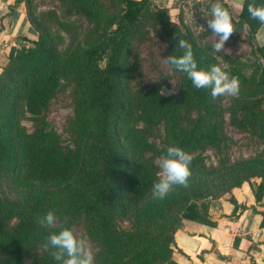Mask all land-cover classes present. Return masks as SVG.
<instances>
[{
    "label": "trees",
    "instance_id": "trees-1",
    "mask_svg": "<svg viewBox=\"0 0 264 264\" xmlns=\"http://www.w3.org/2000/svg\"><path fill=\"white\" fill-rule=\"evenodd\" d=\"M70 15L88 19L99 15V0H66ZM152 0H120L121 12L115 28L101 43L77 56L61 55L48 32L33 18L31 0L27 19L37 38L21 37L0 73V223L19 220L13 232L0 238L4 256L0 264H25L23 246L33 239L48 238L62 228H47L38 220L47 212L81 218L85 216L90 237L98 251L97 264H173L175 234L184 220L216 225L210 220V203L226 197L234 205L232 216L246 207L237 203L232 191L248 183L256 202L264 197V161L245 162L214 174L198 152L219 150L227 140L225 113L208 89H196L182 75L180 92L160 95L154 87L135 93L131 81V44L150 18L160 25L167 57L181 55L179 38L193 48L198 67L220 65L215 54L199 46L169 16L170 8L154 7ZM156 4V3H155ZM247 3L240 20L253 27ZM20 41L30 45H20ZM259 64L253 72L255 94L243 97L232 109L233 124L264 139V46L255 48ZM263 60V61H262ZM222 67V66H221ZM223 68V67H222ZM240 83L248 82L235 66L224 68ZM75 78L74 147L66 149L47 127L49 105L62 79ZM201 108L191 119L192 128L181 132L182 107ZM29 115V116H27ZM24 119L35 130L21 126ZM163 128L161 147L151 141L153 130ZM177 146L191 154L192 175L188 187L174 186L163 199H154L158 181L155 160L167 148ZM253 180L257 184H253ZM261 227H264L262 212ZM40 264H59L52 255Z\"/></svg>",
    "mask_w": 264,
    "mask_h": 264
},
{
    "label": "rangeland",
    "instance_id": "rangeland-1",
    "mask_svg": "<svg viewBox=\"0 0 264 264\" xmlns=\"http://www.w3.org/2000/svg\"><path fill=\"white\" fill-rule=\"evenodd\" d=\"M101 8L96 18L88 19L84 16L70 15L68 13V2L66 0H31V12L33 18L48 32L56 44L61 55L70 57L77 56L101 43L115 28V17L123 9L120 0H99ZM215 0H174L169 4V16L175 24H181L184 32L191 33L201 48L211 54H215L220 65L225 68L235 66L241 70L248 82L240 83L238 96H222L217 98V104L225 113V133L227 140L221 144L219 150L208 147L196 155L201 156L206 166V171L211 174L224 172L227 168L245 163L264 161V139L254 134L251 130H242L231 121L230 113L237 102L243 97H249L257 92L253 72L260 63L255 53L254 45L248 39L247 34L241 30L240 23L233 21L236 32H234L225 44L229 51L214 52L212 45L215 37L207 28V19L210 17V6ZM158 7L151 1L150 10ZM203 26L204 29L201 27ZM155 34V35H154ZM37 35L29 38L35 40ZM20 45H30L28 42L20 41ZM167 41L160 25L153 19H148L144 29L131 44L129 62L134 72L131 81L132 90L135 93L145 94L150 89L158 87L164 90V96H176L182 87V75L176 73L170 65L164 63ZM167 74V75H166ZM174 83H173V82ZM75 78L70 76L62 79L58 86V92L51 101L47 115V127L55 133L66 149L74 147L75 132ZM264 98V94L260 95ZM264 111V102L260 107ZM203 113L201 108L182 107L181 132L187 133L192 128L191 119H196L198 114ZM29 116V115H27ZM21 126L31 133L35 126L29 119H24ZM164 130L159 128L153 130L151 141L161 147L159 137H163ZM155 160L157 174L160 168ZM246 186L248 183H244ZM243 184V185H244ZM253 184H257L253 180ZM250 186V185H249ZM238 188L234 189L237 190ZM233 190V191H234ZM232 191V193H233ZM264 206V204H263ZM55 225L47 228H58L64 223H71L72 230L78 237L87 240L93 255L94 264L98 263V251L95 247L87 227L85 216L73 218L67 215H56ZM19 220H14L6 225L0 223V238L9 236ZM46 238L33 239L23 246V258L25 264H40L47 256L51 255L52 249H45ZM0 249V259L5 255Z\"/></svg>",
    "mask_w": 264,
    "mask_h": 264
},
{
    "label": "crops",
    "instance_id": "crops-1",
    "mask_svg": "<svg viewBox=\"0 0 264 264\" xmlns=\"http://www.w3.org/2000/svg\"><path fill=\"white\" fill-rule=\"evenodd\" d=\"M19 0H0V73L7 63L11 48L21 37L32 38L34 32L27 19L26 6ZM159 7H169L174 0H152ZM192 1V0H188ZM203 1V0H202ZM209 1V0H206ZM217 0L214 1V3ZM228 8L232 20L240 23L249 40L257 47H263L264 25L247 16L252 26L240 20L245 3L264 5V0H219ZM239 3L242 6L236 7ZM248 6V5H247ZM263 61V60H262ZM237 203L246 207L232 216L234 205L227 198L210 203V226L191 220H184L183 226L175 234L172 253L173 264H264V227H261L264 212V197L256 202L249 185L233 191Z\"/></svg>",
    "mask_w": 264,
    "mask_h": 264
},
{
    "label": "clouds",
    "instance_id": "clouds-1",
    "mask_svg": "<svg viewBox=\"0 0 264 264\" xmlns=\"http://www.w3.org/2000/svg\"><path fill=\"white\" fill-rule=\"evenodd\" d=\"M241 6L239 3L236 4L238 8ZM247 11L252 19L264 25V5L249 3ZM201 27L204 29L203 26ZM207 28L215 37L213 51L217 53L229 51L225 49V44L236 29L228 8L219 0L210 6ZM177 48L182 50V54L170 55L164 59V63L186 74L194 88L210 90L213 99L239 95L240 81L237 77L230 76L229 72L219 65H211L207 70L198 67L192 45L184 39L179 38L175 49ZM164 94V90L161 89L160 95ZM192 159V155L180 147L167 148L166 155L156 161L161 171L158 181L153 184L154 199L163 200L174 186L188 187V180L192 175L190 167ZM56 220L55 213L49 211L38 220V223L51 227L55 225ZM44 247L46 250L52 249L51 255L59 264H94V255L87 240L78 237L70 228H62L58 233L51 234Z\"/></svg>",
    "mask_w": 264,
    "mask_h": 264
}]
</instances>
